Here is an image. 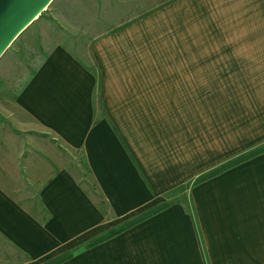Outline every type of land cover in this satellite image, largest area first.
<instances>
[{
  "label": "crops",
  "instance_id": "0c3cea01",
  "mask_svg": "<svg viewBox=\"0 0 264 264\" xmlns=\"http://www.w3.org/2000/svg\"><path fill=\"white\" fill-rule=\"evenodd\" d=\"M41 16L0 59V264H216L211 236L264 239V152L191 186L207 171L196 172L191 100L231 96L227 81L181 75L195 72L190 20L209 35L218 23L220 35H264V0H53ZM181 34L187 48L168 39ZM255 133L236 151L263 147ZM214 182L232 192L226 221L205 192Z\"/></svg>",
  "mask_w": 264,
  "mask_h": 264
},
{
  "label": "rangeland",
  "instance_id": "374dc122",
  "mask_svg": "<svg viewBox=\"0 0 264 264\" xmlns=\"http://www.w3.org/2000/svg\"><path fill=\"white\" fill-rule=\"evenodd\" d=\"M47 14L48 8L41 13L40 18L45 19ZM190 22H193L191 24L193 29L189 28V30L195 32L193 35L196 43L194 53L195 72L192 73L190 69L188 74L186 68H181V75L189 77L190 83L193 82L192 75L195 76L194 81L196 80L197 84L198 81L202 82L205 79L206 87L213 85L217 89L220 87V81H227L228 88L226 90L228 92L226 95L231 96L224 100H212V105L207 107L204 106L206 101L197 98L198 90L196 89L197 97L191 100L196 106V129L189 134V139L190 141L194 140L195 143L194 153L197 174L207 169L201 174L203 175L224 163L231 162L238 156H245L254 150L264 148V143H262L263 147L255 145L252 150L249 149L250 151H246V148L236 151V144L241 142V139L247 142L251 139L250 136L258 134L255 132L264 130V35H220V31L223 32V30L219 29V23L217 24V30H214L217 33L209 35L205 20L194 19ZM217 22L220 21L217 20ZM259 23L261 27H264V19H260ZM191 38V36L181 34L168 39H170V42L178 43L183 49L187 48L189 44L186 43ZM15 45V43L12 44L8 50L11 51ZM226 45L231 47L226 50L224 48ZM236 47H238V53H236ZM181 54L184 53L181 51ZM224 54L227 55L226 58ZM236 54L241 60L229 65L232 62L231 56ZM188 55L189 60H191V45L190 54ZM184 58L188 59L187 54ZM241 61L243 63H240ZM225 75L230 76L225 79ZM237 78L238 81L235 80ZM182 132L183 130L179 132L180 136ZM263 135L264 133H261V136ZM192 152L193 150L190 148V154ZM239 152L241 153L237 155ZM224 186H226L224 182H214L205 192L212 191V196L216 197L214 199L216 206L213 207L215 209L213 210L214 214L218 217L221 215L223 221H226L227 217L225 216L230 214L227 204L231 203L229 196L232 192L230 188L227 192ZM182 191L184 190L182 189L179 192ZM190 207L192 208L189 210L195 217L192 203L189 205ZM210 208L212 209V207ZM217 208H219V211H216ZM211 237L213 238L211 247L218 260L216 264H264V239L254 241L253 247V241L250 240H244L242 244V241L238 239H220L218 235ZM256 252L259 255H255Z\"/></svg>",
  "mask_w": 264,
  "mask_h": 264
},
{
  "label": "water",
  "instance_id": "95a60500",
  "mask_svg": "<svg viewBox=\"0 0 264 264\" xmlns=\"http://www.w3.org/2000/svg\"><path fill=\"white\" fill-rule=\"evenodd\" d=\"M53 0H0V59Z\"/></svg>",
  "mask_w": 264,
  "mask_h": 264
},
{
  "label": "trees",
  "instance_id": "16d2710c",
  "mask_svg": "<svg viewBox=\"0 0 264 264\" xmlns=\"http://www.w3.org/2000/svg\"><path fill=\"white\" fill-rule=\"evenodd\" d=\"M264 152V148H259L257 150H254L252 151L251 153L245 155V156H241V157H238L234 160H232L231 162L229 163H224L216 168H214L213 170L197 177L193 182H192V185L191 186H196V185H199L207 180H210L216 176H219L220 174H222L223 172L251 159L252 157L260 154ZM182 190V189H180ZM179 190V191H180ZM167 205L166 204H163V205H159L155 208H153L152 210H150L149 212L139 216L138 218L132 220V221H129V222H126L125 224L121 225L120 227L116 228V229H112L110 230L108 233H106L104 236L100 237L99 239H95L93 241H90L87 245H86V248H90L100 242H103L123 231H125L126 229L134 226L135 224L141 222L142 220H144L145 218H148L149 216L159 212L160 210H162L163 208H165ZM71 256L70 254H64L63 256L57 258V259H54L52 261H49V262H46V263H43V264H60L64 261H66L67 259H69Z\"/></svg>",
  "mask_w": 264,
  "mask_h": 264
}]
</instances>
